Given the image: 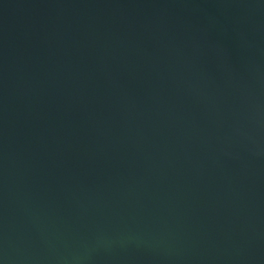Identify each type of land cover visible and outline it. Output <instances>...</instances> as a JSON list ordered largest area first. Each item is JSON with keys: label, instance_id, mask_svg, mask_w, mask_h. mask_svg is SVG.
<instances>
[{"label": "water", "instance_id": "95a60500", "mask_svg": "<svg viewBox=\"0 0 264 264\" xmlns=\"http://www.w3.org/2000/svg\"><path fill=\"white\" fill-rule=\"evenodd\" d=\"M0 264H264V0H0Z\"/></svg>", "mask_w": 264, "mask_h": 264}]
</instances>
